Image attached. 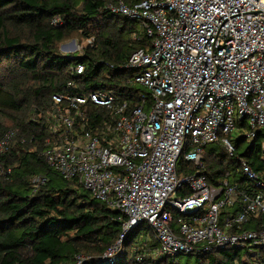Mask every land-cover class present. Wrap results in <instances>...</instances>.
Here are the masks:
<instances>
[{
	"label": "built area",
	"instance_id": "2783aa9c",
	"mask_svg": "<svg viewBox=\"0 0 264 264\" xmlns=\"http://www.w3.org/2000/svg\"><path fill=\"white\" fill-rule=\"evenodd\" d=\"M111 9L138 20L141 32L153 38L150 49L137 50L126 64L152 101L143 99L127 113V103L113 92L56 94V106L66 104L52 126L55 140L44 151L50 166L123 214V234L105 260L114 261L124 234L145 223L149 233L140 239L138 263L240 245L254 253L235 264H262L257 250L264 246V229L242 225L253 216L264 219V181L242 159L256 190L226 179L211 184L204 154L215 142L233 154L236 141L249 142L264 129V0H121ZM73 69L81 73L83 65ZM90 100L113 119L96 131L86 129L82 106ZM14 134L0 139V154ZM185 146L194 173L179 176ZM175 192L181 194L172 198ZM227 206H238L237 213L221 222Z\"/></svg>",
	"mask_w": 264,
	"mask_h": 264
},
{
	"label": "trees",
	"instance_id": "16d2710c",
	"mask_svg": "<svg viewBox=\"0 0 264 264\" xmlns=\"http://www.w3.org/2000/svg\"><path fill=\"white\" fill-rule=\"evenodd\" d=\"M120 1L0 0V139L15 131L0 154L6 171L0 177V264L73 263L78 256H84L83 264H235L254 253L231 245L138 263L140 239L149 233L143 223L124 234L121 250L114 261H107L105 253L123 234V214L48 163L44 151L55 140L52 126L66 104L56 106L54 95L113 92L127 103V113L143 99L152 101L151 92L133 81L135 71L126 64L137 50L150 49L153 38L141 32L138 20L111 9ZM123 1L133 5L137 0ZM70 39L91 42L80 52L65 53L60 45ZM78 64L83 65L81 73L73 69ZM82 108L87 109L86 129L96 131L104 121L113 120L92 100ZM263 142L264 129H258L249 142L236 141L233 154L221 142L207 145L208 181L221 185L226 179L241 189L256 190L241 160L264 181ZM189 149L185 146L179 157V176L194 173L185 159ZM237 210L238 206L225 207L221 222ZM242 226L264 229V219L253 216ZM182 255L194 256V261L183 263ZM257 255L264 264V246Z\"/></svg>",
	"mask_w": 264,
	"mask_h": 264
},
{
	"label": "rangeland",
	"instance_id": "374dc122",
	"mask_svg": "<svg viewBox=\"0 0 264 264\" xmlns=\"http://www.w3.org/2000/svg\"><path fill=\"white\" fill-rule=\"evenodd\" d=\"M74 41H75V43H73ZM86 44H88L87 40L82 42V43H80L76 39H70V40H67V41H64L63 43H61V45H60L61 47L60 48H61V50L63 52H65V51H69V52L70 51L71 52L79 51L80 52L82 50V47L84 45H86ZM232 137H234V134L232 135ZM177 196H178V194L175 192V193L172 194L171 197L172 198H176ZM137 238H139V237L138 236L135 237V241H136ZM242 251H245V249H243ZM181 260H182L183 263H185L187 261H191L192 262V261H194V256L189 258L187 255H182Z\"/></svg>",
	"mask_w": 264,
	"mask_h": 264
},
{
	"label": "water",
	"instance_id": "95a60500",
	"mask_svg": "<svg viewBox=\"0 0 264 264\" xmlns=\"http://www.w3.org/2000/svg\"><path fill=\"white\" fill-rule=\"evenodd\" d=\"M75 42V41H74Z\"/></svg>",
	"mask_w": 264,
	"mask_h": 264
}]
</instances>
